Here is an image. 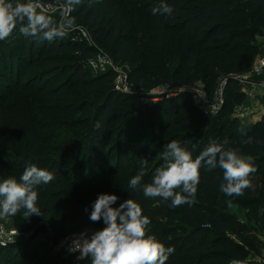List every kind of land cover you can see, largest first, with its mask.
Returning a JSON list of instances; mask_svg holds the SVG:
<instances>
[{
    "label": "trees",
    "instance_id": "16d2710c",
    "mask_svg": "<svg viewBox=\"0 0 264 264\" xmlns=\"http://www.w3.org/2000/svg\"><path fill=\"white\" fill-rule=\"evenodd\" d=\"M40 1L56 6V0ZM161 2L174 9L171 16L152 14ZM100 4L82 0L75 6L70 13L75 23L63 38L37 41L17 28L0 41V89L6 93L0 94V107L4 114L12 113L11 121L0 122V147L12 153L10 161L0 160V180L7 177L6 169L19 179L30 163L55 175L50 184L37 188L42 216L28 218L24 209L13 215L15 227L27 235L0 246V264H73L62 251L42 252L27 243L48 232L46 222L53 230V245L85 230L91 235L102 229V220H89L100 193L117 195L114 207L129 198L140 204L151 221L148 234L174 248L166 264H236L259 255L258 238L229 207L244 209L247 220L264 234V115L250 124L233 116L234 106L245 102L234 78L252 66L260 47L257 39L264 36V0H134L130 9L140 16L144 33L142 42H136L138 57L128 73L127 93L114 88L112 70L94 72L87 64L90 51L112 48L125 36ZM59 13L51 15L58 18ZM74 26L87 31L91 45ZM147 48L153 55H146ZM67 50L80 58L72 59ZM47 60L65 63L46 65ZM224 80L223 103L215 114L201 113L186 90L148 103L139 95L163 81L184 88L200 81L212 97ZM225 138L226 147L251 156L256 168L242 196L222 193L223 170L204 167L190 205L173 208L171 201L128 189L143 158L148 159L143 183L151 182L163 163L164 145L172 140L195 158L211 141ZM248 139L252 143H243Z\"/></svg>",
    "mask_w": 264,
    "mask_h": 264
},
{
    "label": "clouds",
    "instance_id": "9594fccd",
    "mask_svg": "<svg viewBox=\"0 0 264 264\" xmlns=\"http://www.w3.org/2000/svg\"><path fill=\"white\" fill-rule=\"evenodd\" d=\"M82 0H56L59 17L48 13L39 0H0V41L9 38L18 28L25 37L37 41H53L63 38L74 25L70 13ZM153 15L171 16L174 9L161 2L151 9ZM99 127V124H97ZM211 141L193 158V153L177 140L164 145L163 163L152 174L150 183H143L148 159L140 161V170L134 175L128 189L142 190L146 198L171 201L175 208L191 204L200 182V169L220 168L223 182L220 191L226 196H242L251 187L250 176L256 168L251 156L242 155L238 148L226 147ZM243 143H252L251 139ZM55 179L53 172L35 164H28L19 179L9 176L0 180V218L16 215L24 209V215L42 216L38 206V186L48 185ZM119 197L100 193L91 205L89 220L103 221L102 229L88 235L87 230L74 234L68 249L78 253L77 261L88 259L90 264H166L174 252L155 235L148 234L151 221L143 214L142 207L134 199H126L114 207ZM230 202V201H229ZM85 212L88 209L85 208Z\"/></svg>",
    "mask_w": 264,
    "mask_h": 264
},
{
    "label": "rangeland",
    "instance_id": "374dc122",
    "mask_svg": "<svg viewBox=\"0 0 264 264\" xmlns=\"http://www.w3.org/2000/svg\"><path fill=\"white\" fill-rule=\"evenodd\" d=\"M39 2L51 14L57 13L59 10V9H55V11L51 10V6H55L53 5V3H44L40 0ZM100 2H101L100 10L107 14V17L110 18L112 24L116 26L120 30V32L125 33V36H123V38L120 39L119 43H116L112 48H107L106 50L100 51V52L90 51L88 55L85 57H87V59H90L93 63L96 64L95 68L90 67L94 72H100L99 69H100L101 64L104 65L106 70L108 69L112 70V72L114 73V78H113L114 85H121L120 78H123L126 75L127 86L130 90L131 88H130V82L128 81V73L132 70V67L135 65L136 59L138 57V47L136 45V42L137 43L142 42V39H143L142 32L144 33L142 29V25H141L142 22H140V19H139L140 16H138L136 13H134L130 9V5L134 3V0H100ZM74 29L76 31V29L79 30L83 28L82 27L77 28L76 26H74ZM83 31H85L86 33V37H83L86 44L91 45L92 43H91L90 38H88V33L86 32L85 29H83ZM77 35L79 36V34ZM263 41H264V36H261L257 39V42L259 43L260 47L263 44L262 43ZM131 43L133 44V46H131ZM8 44L10 46L13 45L12 43H9V42ZM140 47L142 48V46ZM65 54H68L69 56H71L72 59H79L81 56L76 51H70V50L65 51ZM148 54L153 55V53L148 51V48H147L146 55ZM64 63H65L64 60L55 61L54 63L51 60H47L45 61L44 64L63 66ZM29 70H34V68L30 67ZM47 77H43V80H45V78ZM217 89H219V86ZM175 90H183V91L186 90V92H188V94L190 95L192 92L203 91V88H202V84L200 81H196L194 86L186 87V88L174 86L169 81H163L155 86L144 89L143 92L140 91L139 95L142 96L141 101L143 103H148L147 98L149 97L154 98V100H150V101L156 102V101L161 100L163 97H167L166 95L169 93L168 91H175ZM0 94L5 95L6 93H4L2 89H0ZM174 96H176V94L171 95V97H174ZM206 97L209 101H211L210 98L212 97H209V96H206ZM258 99L260 100V103L255 104L246 98L243 104V107L247 109H252V108H255L256 106L264 105L261 102V98H258ZM193 104L199 110L196 103L193 102ZM236 106L238 105H235L234 107ZM199 111L202 113L201 110ZM6 114L7 113L4 114L2 108L0 107V122L1 120L11 121L12 113H8V115ZM233 116H234V108H233ZM251 121L252 120L250 118H247L244 120L246 124H250ZM126 152L128 153L129 151H126ZM11 156H12V153L9 149L0 147V160L1 161L2 160L10 161ZM6 171H7V177L12 176L11 171L9 169H6ZM7 177L4 176V178H7ZM258 182H259V178H256L253 182V189ZM61 198H64V197H61ZM57 200H60V199H57ZM229 209L238 219H240L247 225L248 231L258 238L260 254L259 255L250 254L244 261V264H264V234H262L257 229L253 221L247 220V218L245 217L244 209H242L241 207L235 204L230 205ZM7 224L9 227L16 228L15 227L16 222L13 216L11 217L7 216ZM46 225L48 226V232L46 234H39L38 236L33 238L31 241H28L27 244H29V249H37L42 252H48L50 249L52 248L54 249L56 245H53L52 243L53 230L51 229V226L47 222H46ZM67 238H70V237H67ZM8 245H12V243L7 244L6 246ZM6 246H2V247H6Z\"/></svg>",
    "mask_w": 264,
    "mask_h": 264
},
{
    "label": "built area",
    "instance_id": "2783aa9c",
    "mask_svg": "<svg viewBox=\"0 0 264 264\" xmlns=\"http://www.w3.org/2000/svg\"><path fill=\"white\" fill-rule=\"evenodd\" d=\"M58 8L57 6H51V10H55ZM87 32V31H86ZM78 34L82 37H86L85 31L83 29L78 30ZM88 38L89 35H88ZM100 52V51H99ZM87 64L89 67L95 68L96 64L93 63L90 59H87ZM100 72H103L106 70L104 65H100ZM259 76H263L262 79H258ZM237 81L239 90L241 93L244 94L245 99H249L255 104L260 103V100L258 98H261L264 95V54L259 56L255 63L252 64V66L242 74L238 75L234 78ZM127 77L120 78V84L121 85H114V88L117 91L121 92H130L128 86H127ZM226 81L224 80L219 85V89L215 91V94L212 96L211 101L207 99V95L204 91H197L192 92L190 94V97L193 102L196 103L199 110L202 111L204 114H215L220 109L222 103H223V94H224V88H225ZM181 90H175V91H168L169 93L166 95L167 97H171V95H174ZM148 102L150 100H154V98H147ZM264 115V105L256 106L252 109H247L243 107V105H238L234 107V116L239 119V121L244 122L245 119L250 118L253 119H260ZM252 122V121H251ZM26 234L23 231H20L17 228L9 227L7 224V217L0 218V246H6L9 243H13L16 240L23 238ZM65 238L61 240L55 247L54 250L56 251H62L64 256H71L73 259V264H80V261H77L78 253L70 254L68 249L71 245V239ZM236 264H244L243 262H236Z\"/></svg>",
    "mask_w": 264,
    "mask_h": 264
},
{
    "label": "crops",
    "instance_id": "0c3cea01",
    "mask_svg": "<svg viewBox=\"0 0 264 264\" xmlns=\"http://www.w3.org/2000/svg\"><path fill=\"white\" fill-rule=\"evenodd\" d=\"M262 43H263V44L261 45V47H260V49H259V51H258V53H257V55H256V57H255L253 63L256 62V60H257V58H258L259 56H261V55L264 54V41H263ZM246 71H247V70H246ZM262 78H263V76H259V77H258V79H262ZM258 120H259V119H253L251 123H255V122L258 121Z\"/></svg>",
    "mask_w": 264,
    "mask_h": 264
}]
</instances>
